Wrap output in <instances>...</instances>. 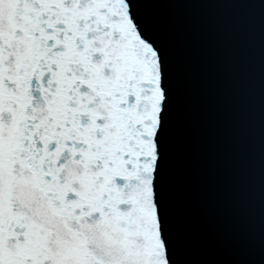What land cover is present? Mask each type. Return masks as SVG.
<instances>
[{
  "label": "snow or ice",
  "instance_id": "6c2138e0",
  "mask_svg": "<svg viewBox=\"0 0 264 264\" xmlns=\"http://www.w3.org/2000/svg\"><path fill=\"white\" fill-rule=\"evenodd\" d=\"M164 100L126 0H0V264H169Z\"/></svg>",
  "mask_w": 264,
  "mask_h": 264
},
{
  "label": "water",
  "instance_id": "95a60500",
  "mask_svg": "<svg viewBox=\"0 0 264 264\" xmlns=\"http://www.w3.org/2000/svg\"><path fill=\"white\" fill-rule=\"evenodd\" d=\"M126 2L161 65L169 264H264V0Z\"/></svg>",
  "mask_w": 264,
  "mask_h": 264
}]
</instances>
